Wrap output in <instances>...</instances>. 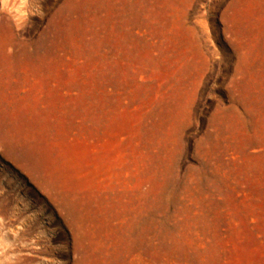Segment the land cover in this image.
Returning <instances> with one entry per match:
<instances>
[{
    "label": "rangeland",
    "instance_id": "374dc122",
    "mask_svg": "<svg viewBox=\"0 0 264 264\" xmlns=\"http://www.w3.org/2000/svg\"><path fill=\"white\" fill-rule=\"evenodd\" d=\"M31 1L0 0V264H264V0Z\"/></svg>",
    "mask_w": 264,
    "mask_h": 264
},
{
    "label": "bare ground",
    "instance_id": "6f19581e",
    "mask_svg": "<svg viewBox=\"0 0 264 264\" xmlns=\"http://www.w3.org/2000/svg\"><path fill=\"white\" fill-rule=\"evenodd\" d=\"M22 2H24V0H21ZM2 2H3V0H2ZM35 2V0H32L31 1V3H34ZM127 3V1L125 0V4ZM126 5H128V4H126ZM3 18H1V21H7V23L10 25V21H9V17L6 15V14H4V16H2ZM3 19V20H2ZM9 48H10V45L9 44H6V43H3V44H1V46H0V54L2 55V56H4V57H7V58H9V55H8V50H9ZM39 244H38V242H35V246H38ZM42 248V247H41ZM41 248H39V249H35V250H33V252L34 253H39L40 251H41Z\"/></svg>",
    "mask_w": 264,
    "mask_h": 264
}]
</instances>
